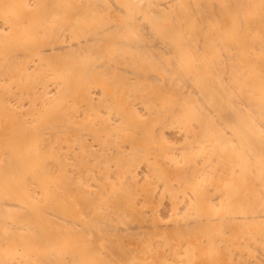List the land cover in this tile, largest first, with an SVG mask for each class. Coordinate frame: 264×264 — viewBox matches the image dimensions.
<instances>
[{
  "label": "bare ground",
  "instance_id": "1",
  "mask_svg": "<svg viewBox=\"0 0 264 264\" xmlns=\"http://www.w3.org/2000/svg\"><path fill=\"white\" fill-rule=\"evenodd\" d=\"M0 264H264V0H0Z\"/></svg>",
  "mask_w": 264,
  "mask_h": 264
}]
</instances>
